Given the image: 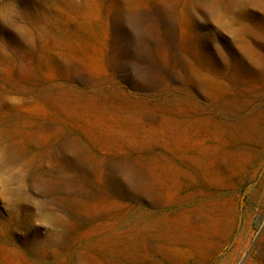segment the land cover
<instances>
[{
	"label": "rangeland",
	"instance_id": "374dc122",
	"mask_svg": "<svg viewBox=\"0 0 264 264\" xmlns=\"http://www.w3.org/2000/svg\"><path fill=\"white\" fill-rule=\"evenodd\" d=\"M264 0H0V264H264Z\"/></svg>",
	"mask_w": 264,
	"mask_h": 264
},
{
	"label": "crops",
	"instance_id": "0c3cea01",
	"mask_svg": "<svg viewBox=\"0 0 264 264\" xmlns=\"http://www.w3.org/2000/svg\"><path fill=\"white\" fill-rule=\"evenodd\" d=\"M261 255H262V258L264 259V245L262 246Z\"/></svg>",
	"mask_w": 264,
	"mask_h": 264
}]
</instances>
